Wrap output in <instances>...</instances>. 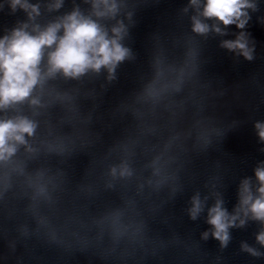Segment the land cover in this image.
I'll use <instances>...</instances> for the list:
<instances>
[{
    "label": "water",
    "instance_id": "water-1",
    "mask_svg": "<svg viewBox=\"0 0 264 264\" xmlns=\"http://www.w3.org/2000/svg\"><path fill=\"white\" fill-rule=\"evenodd\" d=\"M21 2L38 14L0 0V40L19 29L36 35L78 10L109 37L122 24L129 55L111 79L105 68L57 73L0 108V120L35 126L0 160V264H264V222L241 211L224 245L208 223L217 200L236 215L245 180L259 196L264 0H248L242 29L204 17L206 0H109L117 8L105 17L93 0ZM193 17L209 31L194 32ZM241 33L251 59L222 46Z\"/></svg>",
    "mask_w": 264,
    "mask_h": 264
},
{
    "label": "clouds",
    "instance_id": "clouds-1",
    "mask_svg": "<svg viewBox=\"0 0 264 264\" xmlns=\"http://www.w3.org/2000/svg\"><path fill=\"white\" fill-rule=\"evenodd\" d=\"M191 4L199 7V0H191ZM19 5L25 11L38 14L36 6L22 3L21 0H12L13 9ZM59 2L55 7H59ZM93 14L96 17L114 15L116 4L109 0H93ZM253 7L248 0H206L202 15L206 18H215L225 26L236 24L238 28H244L246 23L245 8ZM245 17V19H241ZM25 27H27L25 25ZM63 28V35L57 33ZM219 33L221 29L213 26ZM37 31L36 35H30L23 29L15 30L11 39L5 37L0 40V108H6L11 104L26 100L37 84L47 77H52L57 73H62L65 77L77 78L91 70L99 72L101 68L107 69L109 79L115 71L118 63L122 62L128 55L129 50L119 42L124 32V26L119 24L113 27L112 37L108 36L96 21L89 17L73 11L61 22L50 24L46 29ZM193 31L199 34L207 33L209 27L196 17H193ZM48 52L47 69L42 74L41 64L44 50L52 49ZM223 47L228 49H240L242 54L251 59L250 52L246 47L244 34L235 41H224ZM36 104V100L31 101ZM34 124L27 118H16L0 120V160L6 159L15 152V145L11 142L24 143L25 134L31 136L34 131ZM258 134L264 140V124H257ZM257 180L260 182L258 188L259 196L253 199L249 189V182L245 180L241 186L240 207L236 215H229L222 207V201L217 200L214 207L209 209L208 223L213 226L212 235L221 242L227 243L229 239L228 228L234 226L242 211L245 216L250 212L253 219L264 222V168H257L255 172ZM201 211V201L198 196L192 199L190 216L196 219ZM244 220H240V225ZM207 238V233H205ZM257 240L264 244V232L257 236ZM247 251L256 254L253 249Z\"/></svg>",
    "mask_w": 264,
    "mask_h": 264
}]
</instances>
